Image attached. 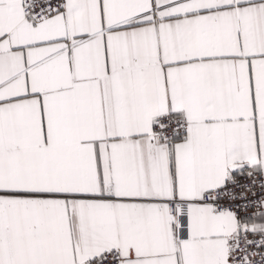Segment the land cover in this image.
<instances>
[{
  "label": "snow or ice",
  "instance_id": "snow-or-ice-1",
  "mask_svg": "<svg viewBox=\"0 0 264 264\" xmlns=\"http://www.w3.org/2000/svg\"><path fill=\"white\" fill-rule=\"evenodd\" d=\"M0 264H264V0H0Z\"/></svg>",
  "mask_w": 264,
  "mask_h": 264
}]
</instances>
